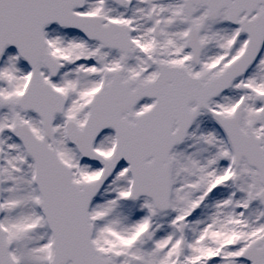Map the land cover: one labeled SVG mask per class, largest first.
<instances>
[{
	"label": "snow or ice",
	"instance_id": "obj_1",
	"mask_svg": "<svg viewBox=\"0 0 264 264\" xmlns=\"http://www.w3.org/2000/svg\"><path fill=\"white\" fill-rule=\"evenodd\" d=\"M0 264H264V0H0Z\"/></svg>",
	"mask_w": 264,
	"mask_h": 264
}]
</instances>
